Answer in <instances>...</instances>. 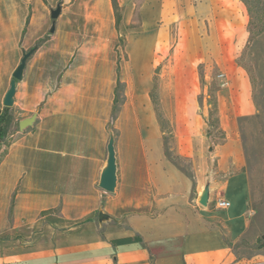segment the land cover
Masks as SVG:
<instances>
[{"label": "crops", "instance_id": "obj_1", "mask_svg": "<svg viewBox=\"0 0 264 264\" xmlns=\"http://www.w3.org/2000/svg\"><path fill=\"white\" fill-rule=\"evenodd\" d=\"M72 1L0 0L2 113L23 53L35 48L17 81L11 140L0 158V264H264V243L258 242L264 232L251 213L239 139V116L255 112L247 82L238 76L235 93L220 90L227 141L212 153L208 112L195 104L196 90L186 91L171 114L161 91L176 144L195 164L189 176L166 155L149 73L158 47L176 41L163 23L172 17L191 34V50H205L222 68V53L215 50L240 48L248 40L246 4L144 0L141 23L132 28L135 3L117 0V24L112 0H96L85 10L73 9ZM59 3L66 21L58 18L55 35L37 47ZM71 16L81 22L73 24ZM120 33L127 37L128 59L117 51ZM184 46L182 41L179 48ZM197 65L191 62L194 80ZM119 82L127 91L115 114ZM34 114L33 124L21 130L19 122ZM112 135L118 180L107 192L99 182ZM219 198L230 206L217 207ZM123 239L130 240L117 241Z\"/></svg>", "mask_w": 264, "mask_h": 264}, {"label": "rangeland", "instance_id": "obj_2", "mask_svg": "<svg viewBox=\"0 0 264 264\" xmlns=\"http://www.w3.org/2000/svg\"><path fill=\"white\" fill-rule=\"evenodd\" d=\"M95 1L73 0L72 3L76 4L72 8L91 9ZM143 1L126 0L127 3H135L137 5L134 20L131 23L132 28L138 27L141 23L138 9ZM172 1L165 0L164 2L166 4ZM247 1L253 8L251 14L248 12L249 22L251 20L248 25V40L240 48L215 50L218 56L220 51L222 53L224 63L222 68L214 63L216 57L213 55L209 57L205 50H191L189 45L191 34L183 29V24H178L177 19L172 17L173 19L171 18L170 20L164 18L163 23L164 27L170 31L171 37L176 38V41L173 39L171 42H167L163 50L158 47L159 54L157 56L156 54L153 55V58L157 60L154 61L153 59L149 73L154 82L151 90V99L156 112L155 102L158 103L162 112V120L159 117L158 120L163 130L166 155L189 176L194 174L195 164L190 156L181 153L176 144L175 132L171 121L166 116L161 91L165 94L166 108L171 114L178 109L179 102L177 100L183 98L186 91L189 93L191 89L196 90L197 98L195 99V104L201 108L204 107L208 112L206 120L207 136L211 140L209 152L212 153L216 145L224 144L227 141V136L221 129L219 120L220 90L227 88L229 91L231 90L230 92L235 93L237 89H240L236 84L238 76L243 77L247 82L255 112L239 116V139L243 144L245 160L243 169L249 175L250 199L254 210L251 213L254 217L255 226L259 228L260 232H264V32L251 40L252 34L257 33L264 26V0ZM175 8L176 6L173 7V12H175ZM58 18V20L66 21V17L61 19V16H59ZM69 19L72 20L73 24H76L79 20L81 22V18L78 16H71ZM55 32H57V28H55ZM55 32L51 34L55 35ZM47 34H50V32L48 31ZM180 38L185 41V46L182 49L179 48L182 43V41L179 43ZM126 46L127 37L124 33H120L117 44L120 59H128ZM193 60L198 63L197 69H195V80L191 78V62ZM126 91V85L119 82L116 90L118 99L116 109L124 102ZM233 100L237 102L235 98L231 99L232 102ZM8 108V112L11 113V107ZM17 127L18 124L15 121L13 130ZM10 140L11 138L9 137L0 141V158L4 155ZM183 148L182 152L184 151L183 153H185L186 146ZM216 169L217 161H214L211 164V170L214 171Z\"/></svg>", "mask_w": 264, "mask_h": 264}, {"label": "water", "instance_id": "obj_3", "mask_svg": "<svg viewBox=\"0 0 264 264\" xmlns=\"http://www.w3.org/2000/svg\"><path fill=\"white\" fill-rule=\"evenodd\" d=\"M62 10V5L58 4L56 8L51 9V18L53 20L52 26L50 29V33L55 32L56 28V20L61 14ZM35 48H31L28 51H25L23 53V57L21 59V62L17 69L13 73V79L11 80L10 87L5 94L4 100H3V105L4 107H11L14 104V95L17 90V81L21 80L23 78L24 70L27 64V61L29 57L33 54ZM2 114V109L0 107V115ZM35 114L21 120L19 122V128L21 130L26 129L27 127L31 126L33 122L35 121ZM117 157H116V151H115V145H114V137L113 135L111 136L109 143H108V160H107V166L104 168L101 177H100V182L99 186L107 191V192H113L117 186ZM208 197H209V186H206L201 198H200V203L203 205L208 204ZM264 240V235L262 236Z\"/></svg>", "mask_w": 264, "mask_h": 264}, {"label": "trees", "instance_id": "obj_4", "mask_svg": "<svg viewBox=\"0 0 264 264\" xmlns=\"http://www.w3.org/2000/svg\"><path fill=\"white\" fill-rule=\"evenodd\" d=\"M113 2V6L115 9V13H116V20H117V24L120 21V11H119V6H118V2L117 0H112ZM243 2L247 5L248 8V12L249 14L252 13V6L250 5V3L247 0H243ZM251 23V20L249 22V24ZM262 32H264V26L261 28V30H259L257 33L252 34L251 36V40L254 39L257 35L261 34ZM50 37V34L45 35L43 38H41L38 42H37V47H39L43 42H45L46 40H48ZM118 102V99L116 98V103ZM156 107H157V114L159 119L162 120V112L159 109V105L157 102H155ZM8 107H5L3 113L0 115V141L7 139L11 133V128L13 125V116L8 112ZM118 108H115V114L117 113ZM130 239H123V240H117V241H129ZM259 244L262 245L264 242L261 238H259L258 240Z\"/></svg>", "mask_w": 264, "mask_h": 264}, {"label": "built area", "instance_id": "obj_5", "mask_svg": "<svg viewBox=\"0 0 264 264\" xmlns=\"http://www.w3.org/2000/svg\"><path fill=\"white\" fill-rule=\"evenodd\" d=\"M216 205H217V207H220V208H226V207L230 206V202L224 198H219L216 201Z\"/></svg>", "mask_w": 264, "mask_h": 264}, {"label": "bare ground", "instance_id": "obj_6", "mask_svg": "<svg viewBox=\"0 0 264 264\" xmlns=\"http://www.w3.org/2000/svg\"><path fill=\"white\" fill-rule=\"evenodd\" d=\"M140 47V46H139ZM134 58H135V56H134ZM145 59V58H144Z\"/></svg>", "mask_w": 264, "mask_h": 264}]
</instances>
